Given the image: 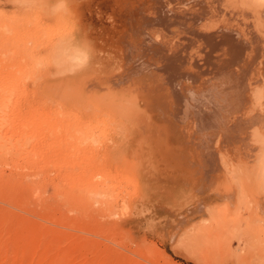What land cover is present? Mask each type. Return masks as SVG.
<instances>
[{"label": "rangeland", "instance_id": "obj_1", "mask_svg": "<svg viewBox=\"0 0 264 264\" xmlns=\"http://www.w3.org/2000/svg\"><path fill=\"white\" fill-rule=\"evenodd\" d=\"M189 1L0 0V264H264V0Z\"/></svg>", "mask_w": 264, "mask_h": 264}, {"label": "bare ground", "instance_id": "obj_2", "mask_svg": "<svg viewBox=\"0 0 264 264\" xmlns=\"http://www.w3.org/2000/svg\"><path fill=\"white\" fill-rule=\"evenodd\" d=\"M190 1H193V0H190ZM190 1H189V2H190ZM93 2H94V1H93ZM180 2H181V1H180ZM180 4H182V2H181ZM191 4H192V3H191ZM155 6H156V4H155ZM32 7H33V6H32ZM36 7H37V6H36ZM158 7H159V6H158ZM38 8H40V6H39ZM41 8H42V7H41ZM177 8H178V7H177ZM177 8H176V9H177ZM18 9H19V8H18ZM22 9H23V7H22ZM83 10H84V9H83ZM155 10H156V9H155ZM158 10H159V9H158ZM148 11H149V10H148ZM152 11H153V10H152ZM161 11H162V10H161ZM145 12H146V11H145ZM169 12H170V11H169ZM146 13H147V12H146ZM40 14H41V13H40ZM165 14H166V13H165ZM167 14H168V13H167ZM173 15H175V13H174ZM63 18H64V17H63ZM163 18H164V17H163ZM197 18H198V17H197ZM154 19H155V18H154ZM156 19H157V18H156ZM164 19H165V18H164ZM168 19H169V18H168ZM172 19H173V18H172ZM174 19H175V18H174ZM174 19H173V20H174ZM176 19H177V17H176ZM178 19H179V18H178ZM61 20H63V19H60V20H58V21L55 20L54 23H52L53 20H51L52 22H51L50 24H48V23H44V25L42 24L43 26H40V27H39V31H41V30H45V31H46V30H49V29L53 28V27H51V25L54 26V25H55V22H56V26H57V24L60 25V23H57V22H60ZM159 20H160V19H158V21H159ZM180 20H181V19H180ZM139 22H140V21H139ZM154 23H155V22H154ZM167 23H168V22H167ZM147 24H148V23H146L145 25H147ZM165 24H166V23H165ZM140 25H141V24H140ZM162 25H163V24H162ZM176 25H177V24H176ZM56 26H55V27H56ZM57 27H58V26H57ZM171 27H172V26H171ZM171 27H170V28H171ZM149 28H150V27H149ZM180 28H181V25H180ZM40 29H41V30H40ZM145 29H146V28H145ZM168 29H169V28H168ZM182 29H184V28H182ZM200 30H201V29H200ZM204 30H205V29H204ZM206 30H207V29H206ZM149 31H150V30H149ZM169 31H170V29L168 30V32H169ZM229 31H230V30H229ZM146 32H147V29H146ZM233 32H234V31H233ZM233 32H232V33H233ZM140 33H141V32H140ZM221 33H222V32H221ZM234 33H235V32H234ZM148 34H150V33H148ZM148 34H145V35H147V37H148ZM169 34H170V33H169ZM169 34H168V35H169ZM198 34H199V33H198ZM230 34H231V33H230ZM183 35H184V34H183ZM199 35H200V34H199ZM199 35H198V36H199ZM232 35H233V34H232ZM232 35H231V36H232ZM234 35L236 36V34H234ZM234 35H233V36H234ZM239 35H240V34H239ZM143 36H144V35H143ZM150 36H151V35H150ZM210 36H211V35H210ZM153 37H154V36H153ZM181 37H182V36H181ZM211 37H213V36H211ZM211 37H209V38H211ZM148 38H149V37H148ZM155 38H156V37H155ZM155 38H153V39L155 40ZM203 38H204V37H203ZM213 38H214V37H213ZM236 38H238V37L236 36ZM180 39H181V38H180ZM201 39H202V38H201ZM211 39H212V38H211ZM239 39H241V38H239ZM39 40H40V39H39ZM214 40H216V39H214ZM214 40H213V41H214ZM228 40H230V39H228ZM236 40H237V39H236ZM225 41H226V39H225ZM232 41H233V40H232ZM232 41H231V42H232ZM152 42H153V40H152ZM157 42H159V41H157ZM157 42H156V43H157ZM197 42H198V41H197ZM231 42H230V43H231ZM38 43H39V42H38ZM78 43H79V40H78L77 37H75V38H72V40L63 43L60 47L65 48V47H67V45L78 46V45H79ZM202 43H203V42H202ZM230 43H228V46H230ZM232 43H233V42H232ZM235 43H236V42H235ZM149 44H151V43H149ZM157 44H158V43H157ZM187 44H188V43H187ZM190 44H191V43H190ZM226 44H227V43H226ZM241 44L243 45V42H241L240 45H241ZM244 44H245V43H244ZM39 45H40V44H39ZM153 45H154V43H153ZM160 45H161V44H160ZM181 45H182V43H181ZM191 45H192V44H191ZM212 45H213V44H212ZM219 45H220V44H218L216 47H219ZM222 45H223V44H222ZM235 45H236V44H235ZM242 45H241V48L243 47ZM174 46H177V45H174ZM187 46H188V45H187ZM201 46H202V45H201ZM232 46H233V45H232ZM232 46H231V47H232ZM51 47H53V46H51ZM151 47H152V46H151ZM159 47H160V46H159ZM191 47H192V46H191ZM205 47H206V45H205ZM233 47H234V46H233ZM235 47H236V46H235ZM157 48H158V47H157ZM176 48H177V47H176ZM179 48H181V47H179ZM189 48H190V47H189ZM244 48H245V47H244ZM36 49H37V48H36ZM155 49H156V48H155ZM155 49H154V50H155ZM162 49H163V48L161 47L160 50L162 51ZM204 49H205V48H204ZM208 49H210V48H208ZM218 49H220V48H217V50H218ZM237 49H238V48H237ZM239 49H240V48H239ZM239 49H238V50H239ZM154 50H153V51H154ZM183 50H184V48H183ZM185 50H186V49H185ZM185 50H184V51H185ZM205 50H206V49H205ZM217 50H216V52H217ZM227 50H228V49H227ZM234 50H235V48H234ZM153 51H152V52H153ZM155 51L157 52V50H155ZM163 51H164V50H163ZM166 51H167V50H166ZM180 51H181V49H180ZM219 51H220V50H218V52H219ZM181 52L183 53V51H181ZM187 52H188V51L186 50V51H185V53H186L185 56L187 55V58H188V54H187ZM221 52H222V51H221ZM227 52H228V51H227ZM232 52H234V51H232ZM158 53H159V52H158ZM166 53H167V52H166ZM178 53H179V52H178ZM182 53H181V55H182ZM189 53H190V50H189ZM201 53H202V52H201ZM209 53H210V52H209ZM228 53H229V52H228ZM241 53H242V52H241ZM156 54H157V53H156ZM192 54H193V53H192ZM206 54H207V53H206ZM206 54H204V55H206ZM150 55H151V54H150ZM166 55H167V54H166ZM175 55H176V54H175ZM178 55H179V54H178ZM181 55H180V57H181ZM197 55H198V54H197ZM204 55H203V56H204ZM234 55H236V54H234ZM182 56H183V55H182ZM208 56H209V54H208ZM210 56H211V55H210ZM214 56H216V55H214ZM154 57H156V56L154 55ZM154 57H153V58H154ZM192 57H193V56H192ZM211 57H212V56H211ZM255 57H256V56H255ZM176 58H177V55H176ZM176 58H175L174 60H176ZM183 58H184V57H183ZM183 58H182V59H183ZM187 58H185V59H187ZM189 58H190V57H189ZM189 58H188V60H189ZM155 59H156V58H155ZM157 59H158V57H157ZM159 59H160V58H159ZM159 59H158V60H159ZM164 59H165V58H164ZM164 59H163V60H164ZM170 59H171V58H170ZM170 59H169V60H170ZM177 59H178V58H177ZM180 59H181V58H180ZM182 59H181V60H182ZM193 59H195V58H193ZM165 60H167V57H166ZM171 60H172V59H171ZM178 60H179V59H178ZM178 60H176V61H178ZM188 60H186V61H188ZM205 60H206V59H205ZM150 61H151V60H150ZM193 61H194V60H193ZM256 61H257V59H256ZM178 62H180V61H178ZM188 62H189V61H188ZM250 62H251V61H250ZM133 63H134V62H133ZM166 63H167V62H166ZM169 63H170V61H169ZM169 63H168V64H169ZM180 63H181V62H180ZM180 63H179V65H180ZM184 63H186V62H184ZM184 63H183V64H184ZM208 63H209V62H208ZM154 64H155V65L152 64V67H153V66L156 67V64H158V63L156 62V63H154ZM192 64H193V63H192ZM210 64H213V63H210ZM179 65H178V67H179ZM181 65H182V64H181ZM187 65H189V64L186 63V66H187ZM219 65H220V64H219ZM227 65H228V64H227ZM159 66H160V65H159ZM167 66H168V65H167ZM167 66H166V67H167ZM182 66H183V65H182ZM184 66H185V65H184ZM184 66H183V67H184ZM186 66H185V67H186ZM107 67H108V66H107ZM161 67H163V66H161ZM161 67H160V68H161ZM164 67H165V64H164ZM183 67H182V68H183ZM188 67H189V66H188ZM167 68H168V67H167ZM176 68H177V67H176ZM186 68H187V67H186ZM107 69H108V68H107ZM161 69H162V68H161ZM182 70H183V69H182ZM161 71H162V70H160V72H161ZM165 71H167V70H165ZM183 71H184V70H183ZM186 71H187V70H186ZM207 71H208V69H207ZM154 72H155V71H154ZM169 72H171V74H172V71L169 70ZM181 72H182V71H181ZM209 72H210V71H209ZM227 72H228V71H227ZM133 73H134V72H133ZM166 73H167V72H165V74H166ZM182 73H183V72H182ZM184 73H185V72H184ZM216 73H217V72H216ZM234 73H235V72H234ZM185 74H187V73H185ZM173 75H174V74H173ZM173 75H172V78H173ZM182 75H183V74H182ZM212 75H213V74H212ZM219 75H220V74H219ZM225 75H226V74H225ZM184 76H185V75H184ZM184 76H183V78H184ZM188 76H189V75H187V78H188ZM208 76H209V75H208ZM170 78H171V75H170ZM174 78H175V80H176V76H174ZM185 78H186V76H185ZM210 78H211V76H210ZM215 78H216V77H215ZM218 78H219V76H218ZM220 78L222 79V76H221ZM227 78H228V76H227ZM230 78H231V76H230ZM177 79L179 80V76H177ZM212 79H213V78H212ZM168 80H169V79H168ZM173 80H174V79H173ZM175 80H174V82H176ZM180 80H181V79H180ZM180 80H179V81H180ZM210 80H211V79H210ZM216 80H218V79H216ZM186 81H187V80H186ZM211 81H212V80H211ZM213 81H214V80H213ZM213 81H212V82H213ZM218 81H220V80H218ZM227 81H228V80H227ZM174 82H172V83H174ZM183 82H184V81H183ZM215 82H216V81H215ZM176 83H178V81H177ZM229 83H230V82H229ZM179 84H180V83H179ZM188 84H189V81H188ZM212 84H213V83H212ZM174 85H176V84L174 83ZM174 85H173V86H174ZM183 85H185V83H183ZM205 85H206V83H205ZM224 86H225V85H224ZM237 86H238V84H237ZM240 86H241V84H240ZM95 87H96V86H95ZM170 87H171V86H170ZM182 88H183V87H182ZM208 88H209V87H208ZM157 89H158V88H157ZM172 89H173V88H172ZM240 89H241V88H240ZM215 90H216V89H215ZM172 91H174V90H172ZM211 91H212V89H211ZM221 91H222V90H221ZM224 92H225V91H224ZM236 92H237V91H236ZM174 93H175V91H174ZM181 93H182V91H181ZM191 93H192V92H191ZM225 93H226V92H225ZM176 94H177V93H175L174 96H175ZM215 94H216V93H214V95H215ZM230 94H231V93H230ZM191 96H192V95H191ZM212 96H213V95H212ZM215 96H216V95H215ZM223 97H224V96H223ZM232 97H233V96H232ZM175 98H177V96H175ZM178 98H179V96H178ZM180 98H181V97H180ZM105 99H106V98H105ZM202 99H203V98H202ZM183 100H184V99H183ZM183 100H182V101H183ZM187 100H188V99H187ZM177 101H179V100H177ZM185 101H186V100H184L183 103H184ZM174 102H175V101H174ZM179 103H180V102H179ZM186 103H187V102H186ZM234 103H235V102H234ZM177 105H178V102H177ZM185 105H186V104H185ZM187 105H188V104H187ZM223 105H224V104H223ZM178 106H179V105H178ZM189 106H190V105H189ZM184 107H185V106L183 105V108H184ZM187 107H188V106H187ZM216 107L218 108V106H216ZM219 107H220V106H219ZM181 108H182V107H181ZM183 108L181 109V110H183V112H181V113L184 115V112H186V111H184V110H186V109H188V108H186V107H185L186 109H183ZM189 109H190V108H189ZM181 110H180V111H181ZM190 110H191V109H190ZM190 110H189V111H190ZM177 111H178V110H176V112H177ZM189 111L187 110V112L185 113V115L188 114ZM191 111H192V110H191ZM233 112H234V111H233ZM178 113H180V112H178ZM190 113H191V112H190ZM232 114H233V113H232ZM232 114H231V115H232ZM183 115H182V116H183ZM191 115H192V114H191ZM221 116H222V115H221ZM238 116H239V115H238ZM177 117H178V116H177ZM185 117H186V116H185ZM224 118H225V117H224ZM179 119H180V118H179ZM181 120H182V118H181ZM220 120H221V119H220ZM225 120H226V119H225ZM181 122H183V121H181ZM241 122H243V121H241ZM253 122H254V121H253ZM244 124H245V123H244ZM245 127H246V126H245ZM245 127H244V128H245ZM232 131H233V130H232ZM247 131H248V130H247ZM235 133H236V131H235ZM242 133H243V132H242ZM243 134H244V133H243ZM243 134H242V135H243ZM246 134H247V133H246ZM220 135H221V134H218V136H220ZM236 135H237V134H236ZM238 136H239V135H238ZM241 137H242V136H241ZM241 137H240V138H241ZM243 137H244V136H243ZM238 138H239V137H238ZM242 139H243V138H242ZM243 140H244V139H243ZM238 142H239V141H238ZM231 143H232V142H231ZM207 170H208V169H207ZM229 197H230V196H229ZM223 199H224V198H223ZM225 199L228 200L229 202H231V200H230L228 197H227V198L225 197ZM229 202H228V203H229ZM231 203H232V202H231ZM231 203L228 204L229 208H230V205L233 204V203H232V204H231ZM248 206L250 207V205H248ZM254 207H255V208H254ZM253 208H254V209H253ZM253 208H252V209H253L252 214H254V215H253L254 217H255V216H256V217H257V216H262V214H264V213H263V212H264V206L256 205V204L254 205V204H253Z\"/></svg>", "mask_w": 264, "mask_h": 264}]
</instances>
